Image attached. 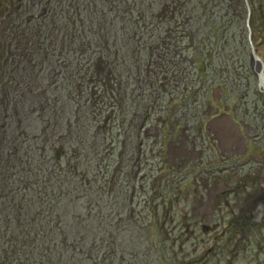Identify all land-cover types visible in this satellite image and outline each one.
<instances>
[{"label":"trees","instance_id":"1","mask_svg":"<svg viewBox=\"0 0 264 264\" xmlns=\"http://www.w3.org/2000/svg\"><path fill=\"white\" fill-rule=\"evenodd\" d=\"M240 1L17 0L16 17L14 2L10 15L2 6L11 22L0 31V264H213L212 252L239 254L232 233L243 232L231 220L213 251L179 259L176 245L199 234L172 212L182 200L172 202L175 178L135 183L147 125L173 108L163 126L177 119L198 131L212 85L229 84L235 100L253 91L243 19L228 9ZM171 72L198 76L196 88L172 95Z\"/></svg>","mask_w":264,"mask_h":264},{"label":"rangeland","instance_id":"2","mask_svg":"<svg viewBox=\"0 0 264 264\" xmlns=\"http://www.w3.org/2000/svg\"><path fill=\"white\" fill-rule=\"evenodd\" d=\"M248 1L252 10L250 29L252 33L256 31L258 40L263 43L258 47H261L264 59V0ZM6 2L7 0H0V10L3 5L8 4L5 12L10 15L13 2V9L18 10L17 0ZM20 3L21 1L18 6ZM245 3L246 0H241L238 8L232 6L228 9L242 17L241 28L246 30L244 36L247 39L248 8ZM7 13L0 14L2 32L8 29L11 22ZM17 13L18 11L15 12V17L18 16ZM28 13H32L31 10L26 14ZM63 18L60 13L55 12L51 13L49 20L59 26V22L64 21ZM53 24L49 25V28L53 29ZM27 35L23 34L20 37L27 38ZM251 39L253 40V36ZM253 42L257 47L255 40ZM2 62L0 59V64ZM169 76L167 86L172 95L178 96L186 87L193 88L195 80L198 79V76H188V72L178 74L177 77L171 72ZM221 76L222 73L219 77L216 76L215 82H220ZM225 87L230 88V85ZM225 87L212 85L211 95L208 94L210 100L205 101L201 107L203 123L198 127L200 130L195 131V125L187 124L186 121L177 126V119L166 127L163 126L169 121L173 108L168 115L165 113L160 117L162 124L158 125L159 122L155 121L143 129L144 147L140 154L143 164L141 162L142 169L135 184L139 189L144 185L142 179L149 178L148 189H152L162 184L166 186L167 180L171 184V180L175 178L172 202L178 199L176 198L178 193L181 194L182 200L180 204L175 203L172 212L177 210L180 215H188L187 224H192L189 228L193 230L195 227L199 234L197 240L187 241L184 248L176 245L174 253L177 252L179 259L190 256L184 260L187 262L190 258L202 257L206 248L214 250L218 236L224 235V232L232 227H229L228 221L234 220L236 224L241 225L243 232L238 235L232 233L238 241L239 239L244 241L238 248L239 254L225 256L212 252L213 264H264V243L257 235L261 232L264 237V93L259 91L257 80L250 96L243 100L233 99L231 91L228 92ZM172 95L167 96L168 102ZM15 133L17 141V131ZM16 154L18 163V152ZM161 167L162 173L159 172ZM142 203L144 204V201L141 202V206ZM180 228H177L175 233L180 232ZM185 230L186 227L182 232ZM207 230L209 231L207 235L202 234ZM254 239L262 242L259 248L248 250L244 247ZM202 241L205 245L201 244Z\"/></svg>","mask_w":264,"mask_h":264},{"label":"water","instance_id":"3","mask_svg":"<svg viewBox=\"0 0 264 264\" xmlns=\"http://www.w3.org/2000/svg\"><path fill=\"white\" fill-rule=\"evenodd\" d=\"M246 8H248V14H247V30L249 35L247 36V40H249L250 43V57H251V65H252V69L255 72L256 76H257V82H258V87H259V91L261 93H264V59L262 58V56L259 53V50L257 49V47H255V43L253 42L252 38V29H250V24H251V19H250V14L252 13L251 8L249 7V1L246 0Z\"/></svg>","mask_w":264,"mask_h":264},{"label":"crops","instance_id":"4","mask_svg":"<svg viewBox=\"0 0 264 264\" xmlns=\"http://www.w3.org/2000/svg\"><path fill=\"white\" fill-rule=\"evenodd\" d=\"M220 123V122H219ZM217 125H218V123H217Z\"/></svg>","mask_w":264,"mask_h":264}]
</instances>
